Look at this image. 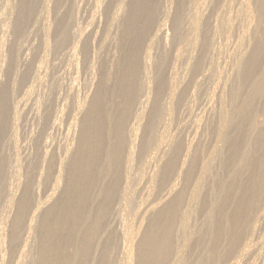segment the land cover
<instances>
[{
  "label": "bare ground",
  "instance_id": "obj_1",
  "mask_svg": "<svg viewBox=\"0 0 264 264\" xmlns=\"http://www.w3.org/2000/svg\"><path fill=\"white\" fill-rule=\"evenodd\" d=\"M45 1H7L0 17L7 23L4 29L19 34L34 27L40 19L36 9L46 10L49 2H58ZM104 1L106 31L98 48L105 54L113 42L114 50L98 61L92 91L72 106L66 142L58 150H49V145L38 151L24 169L25 179L18 178L8 191L2 181L10 167L0 146V203L9 208L0 217L1 250L5 243L13 264H221L228 260L239 264L254 251L264 260V233L254 235L264 213V0L240 1L236 18L243 25L236 45L244 49L232 51L230 69L216 71L219 79L208 90L204 118L193 119L194 136L187 144L178 134L170 135L165 128L159 131L185 86L171 80L166 67L171 59H186L188 76L201 69L207 50L215 44L199 8L218 0ZM230 1H223L226 13ZM226 13L219 15L214 32L231 29L233 17ZM160 14L161 21L172 27L168 39ZM52 17V22L43 20V42L48 48L51 38L50 47L56 51L68 43L71 33L64 17ZM176 42L183 45L171 52L169 45ZM78 43L72 46L73 54ZM82 43L79 51L86 57L90 44ZM154 47L159 49L157 57L151 52ZM20 50L11 42L7 54L0 56V71L7 76L20 74L15 69ZM76 61L71 60L73 67ZM1 80L0 144L21 113H10L15 80L13 87ZM33 91L28 89L25 96L30 98ZM49 111L37 113L42 130L61 121ZM132 114L136 120L130 126ZM15 165L17 173L22 165L18 161ZM135 165L138 174L131 172ZM136 180H146L150 189L133 209L129 185ZM41 186H50L42 199ZM158 192L163 194L157 197ZM120 210L137 221L123 223L115 231L111 222L116 216L122 220Z\"/></svg>",
  "mask_w": 264,
  "mask_h": 264
},
{
  "label": "rangeland",
  "instance_id": "obj_2",
  "mask_svg": "<svg viewBox=\"0 0 264 264\" xmlns=\"http://www.w3.org/2000/svg\"><path fill=\"white\" fill-rule=\"evenodd\" d=\"M7 1L9 0H0V17H3V14L1 12L4 11L3 9L5 8ZM46 1L45 3L48 4V1L47 2ZM101 1L102 0H100V2L98 0H60V1L58 0V2L56 1L49 2L51 3V4H48V6L51 5L49 9H48V6L46 10L41 9V8L36 9V14L38 13L40 19L36 23L30 22V23H33V25L35 26L27 27L25 31H22L19 34H15L13 30L6 31V29L4 28L7 23L5 24L4 18L3 19L0 18V43H1L0 44V56L3 55V53L7 54L8 46L11 44V42L15 43V46H18L19 49H21L18 55L19 62L17 61L18 63L15 66V69L17 68L16 72L20 73L17 76V78H16V75H13V74L12 76L11 75L7 76L6 73H4V70L0 71V80L1 78H3V82H5V84H7L9 87H13L15 84L14 91H13L14 95L12 94L13 97H10L11 101L9 100L10 113H11V110H16V111L18 110L19 112H21L18 114L20 118L16 120L17 123L13 126V128L7 129V133L3 137L4 139L2 140L3 143L1 142L2 144H0V146L3 147V150L1 148L0 149L5 155L6 161L9 163V167H10L9 170L6 172L5 177L2 181L4 183L5 190H7L8 187L11 188L12 185H15L16 184L15 182L18 181V178L21 177L22 178V179L20 178L21 180L25 179L24 169L25 167L29 165V162L31 160L33 162L35 161L36 156H38V153H37L38 151L40 153L45 148L48 149L49 145H50L49 150H54V149L58 150L60 147L63 146L62 144L66 142V138H67L66 135L69 132V123L71 122L70 120L73 119L71 118L73 117L72 116L73 114L72 106H74V103L75 101H77V99L79 101H82L86 97L85 95L92 91L94 87V83L98 79L97 78L98 77L97 65L102 60V58H105L106 56H108L107 54H109V52H112L114 50L113 42L108 43L105 54H104V51H102L103 53H101L99 51L100 48H98L100 47L99 40L106 31V26L104 24L105 23L104 20H106L105 19L106 16H105V12L102 9V4L104 0L102 1V4H101ZM108 1L109 0H105L104 2H108ZM223 1L224 0H218L216 2H207L204 5H201V7L199 8L201 12L203 13L202 23L204 24V27L207 30H209L208 36L212 38L215 44L214 47L207 50L206 57L203 61L201 69L194 75L188 76L187 68H186L187 67L186 59L185 60L184 59H180V60L171 59L168 62L167 67H166V74H170V70L172 72L173 77L171 80L174 81V79H176V81H182L183 82L182 85L183 86L185 85V86H184V92H183L184 94L180 96V98L177 99V101H175L174 108L172 111L173 113H171L170 115L168 114L169 116H167V114H165L164 116L166 120L167 118H169V120L165 123L163 121L161 124H159V129H160L159 131L164 130L165 128L168 134L170 133V135L178 134L179 139L184 144L190 143V140L194 136L193 126H192L193 119L195 117H201L202 115H203L202 117L204 118V114H205L204 108L206 107V105L208 104V100L210 99L208 98L209 93H210L209 91H211L210 89H212V87L215 86V83H217L219 79V75H217L216 71L217 70L222 71L223 69H225L226 71L230 69L231 67L230 66V62H231L230 54L232 53V51L237 50V49L238 50L244 49V47H240L236 45L239 33L243 25L239 21V19L236 18L238 16V9H239L238 6L241 0H231L230 6L228 7L229 11L227 10L228 13H226L225 11L226 8H224ZM63 2H65L66 4ZM58 3L64 6L63 8L62 6H60L62 10L59 8ZM56 4H58V6ZM58 9L60 10V13L58 12L59 11ZM224 13H226L225 15L233 17V20L231 23V29L221 28L217 32H214L213 27L219 21L220 16ZM56 14L66 19V20L65 19L63 20L68 22L67 27L70 30L69 33L71 34H70V37L68 38V43L60 47L61 49L58 48L57 49L58 51L57 50L53 51L52 47H50L52 44L51 38L49 39V42L51 43L50 46L48 47L49 49L45 47V44L43 42V40H45L44 31L46 29L45 26L43 25V22H44L43 20L46 19L48 22H52L53 18L55 17V16L54 17L52 16ZM162 17L163 15L160 14L159 16L160 21ZM48 19H50L51 21H49ZM92 20L94 21L92 22ZM162 21L161 23L164 24L163 26L164 37L168 39V37H170L171 35L172 27H171V24H169V22H166L167 23L166 24L165 22H162ZM68 25H70L71 28ZM74 27L75 29H77L76 31ZM112 29H111V33L114 32V28ZM82 30H83V33H82ZM79 31L81 34L80 33L78 34ZM85 41H87V43L90 44V47H89L90 50L88 49V53L86 54V57H84L83 54L80 53L79 51L81 44H83L82 42H85ZM77 43L79 44L78 45L79 50H77L76 53H78V51L79 53L73 54L72 46L77 45ZM91 44H92V47H91ZM182 45L183 43L181 42L170 44L169 45L170 51L173 52L174 50L181 48ZM151 50L150 51L152 52L153 56L157 57L159 49L156 48L155 50L152 48ZM97 51H99V53ZM74 58H75V61L76 59H78L76 61L78 62L77 63L78 67L75 66L76 68L73 67V65L71 64V60ZM44 61L46 63H44ZM90 65H93V66H90ZM88 66L90 68H88ZM92 67H95L96 73L94 72L95 69ZM92 72H94L95 74H92ZM22 74L25 75V77L21 81L19 77ZM92 75L94 76L92 77ZM184 75H186L185 77H187V79L185 77H182ZM9 78L11 80H9ZM179 78L180 80H177ZM13 79L16 82L15 81L13 82ZM220 80L222 79L220 78ZM92 81L93 83H91ZM196 81L200 84L199 86H197L196 85L197 83H196L195 85L197 87H195L194 85ZM91 85H92V88H91ZM72 87H73L72 89L73 93L71 91L72 94L70 93L71 95H69V92ZM28 89L34 90L33 91L34 93L32 95H28L30 96V98L29 97L27 98V96H25L27 94ZM88 90L90 92H88ZM190 91L192 94L190 93ZM207 92H208V95H207ZM49 93L51 94V96H49L50 95ZM41 94L43 95V97H41ZM47 94H48V98H47ZM42 98L43 100L45 98L46 101L44 100L45 101L44 102ZM144 99L145 98L143 97L142 100ZM55 100L57 102H55ZM37 106L39 107L43 106V107L38 109ZM136 108L134 110L135 112H137L136 110L138 109ZM35 109H37L36 113H34L33 111ZM50 109L54 112H51ZM59 110L62 111V114ZM48 111L49 113H51L50 114L51 117L54 116L57 118L58 116H60L61 118L60 117L59 118L61 121L58 122L57 127L51 128L50 125H48L46 126V128H43L42 130L41 119L38 117V115L42 116L44 113H47ZM37 113L39 114L37 115ZM57 113H59L60 115ZM56 114L57 116H55ZM134 115L132 114L129 120L130 126L132 125V123L133 124L135 123L136 118ZM38 122H40L39 125H38ZM8 130L10 131L9 132L10 135L8 133ZM39 137H40V140H39ZM151 150H149L148 154L150 153L152 155L153 153L150 152ZM152 152L154 151L152 150ZM17 161L22 165L20 167L22 176L20 175V171L15 173V168H16L15 164ZM151 165L153 166V164ZM151 165L148 166V168L146 169L147 171L151 169L152 167ZM131 172L132 174H138L139 173L138 167L136 165L132 167ZM172 180L174 182L177 181L176 178H172ZM149 185L150 183L149 182L147 183L146 180L145 181L136 180V181H133L129 185L130 187L129 193L132 196L131 208L135 209L140 205L141 199L146 195V192L150 189ZM47 188L48 186L46 188L43 186L39 187L40 190L38 191V193L40 194L39 197L41 199L44 198L45 195H47L50 192V189H49L50 186L48 189ZM163 192H158L155 195L159 197L161 194H163ZM4 204L5 203L3 201L0 203V217H2V215H5L4 213H7V209L9 210V208H6L5 207L6 205ZM118 207L119 206H117L116 208L119 210L120 207L119 208ZM5 208H6V211H4ZM120 215L122 216L121 218L122 220H119V217L116 216L115 220L113 219V222H111V228L115 231H118L122 227L123 223H125V225H130V224L132 225V223L134 224V222L137 221V219H135L133 216L129 215L128 213L123 214L122 210H120ZM256 227L257 229L254 235L256 237H260V234L264 233V213L261 214V216L259 217ZM26 235L27 234H25L24 238L26 237ZM3 246L6 249L1 250L0 248V255L3 250H6V251L2 252L1 259H0L1 263L2 262L4 263V261L7 260L8 262H10L9 264H13L11 263V260L8 258V256L10 255V251L7 245L4 243ZM258 254H259V251H254L252 254H249V257L247 256L245 260L241 261L239 264H264L263 257H261V255H258ZM252 255L253 256L255 255V256L253 257ZM2 259H5V260L2 261ZM7 261H5L4 264H8ZM228 261H224L221 264H225V263L230 264L233 260L229 262Z\"/></svg>",
  "mask_w": 264,
  "mask_h": 264
}]
</instances>
